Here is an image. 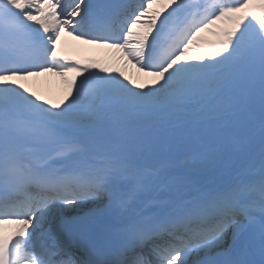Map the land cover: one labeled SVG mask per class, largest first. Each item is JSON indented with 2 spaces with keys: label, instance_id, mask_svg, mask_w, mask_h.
Wrapping results in <instances>:
<instances>
[{
  "label": "snow or ice",
  "instance_id": "obj_1",
  "mask_svg": "<svg viewBox=\"0 0 264 264\" xmlns=\"http://www.w3.org/2000/svg\"><path fill=\"white\" fill-rule=\"evenodd\" d=\"M0 264H264V0H0Z\"/></svg>",
  "mask_w": 264,
  "mask_h": 264
},
{
  "label": "bare ground",
  "instance_id": "obj_2",
  "mask_svg": "<svg viewBox=\"0 0 264 264\" xmlns=\"http://www.w3.org/2000/svg\"><path fill=\"white\" fill-rule=\"evenodd\" d=\"M111 53L114 51L112 49ZM100 51V48L95 45L85 44L82 41L75 40L71 36L62 35V42L60 46V52H65L67 54L73 55L77 54L80 56H92L94 54H97ZM108 56L103 57V60L107 59ZM122 63V62H121ZM131 65V64H130ZM133 67V74L137 76L140 80L142 79L140 77V72ZM24 83L28 84L30 87H32L34 90H36L39 94L45 96L48 99L52 100H58L63 95L66 94V86L61 82L60 77L55 76L54 74H47L46 76H41L39 78H31L27 81H24ZM51 88L55 89L57 93H51L50 91H44V88Z\"/></svg>",
  "mask_w": 264,
  "mask_h": 264
},
{
  "label": "rangeland",
  "instance_id": "obj_3",
  "mask_svg": "<svg viewBox=\"0 0 264 264\" xmlns=\"http://www.w3.org/2000/svg\"><path fill=\"white\" fill-rule=\"evenodd\" d=\"M155 6H156V5H154V7H155ZM201 35H202L203 38H205V39L208 40V41H210L211 39H216L214 36L211 35V32H210V31H208V32H204V33H202ZM130 71H131L130 76H132L133 78H137L136 75L133 76V75H134V74H133V70L130 69ZM140 77L142 78V79H141V82H151V79H152L151 77L144 76L143 73H140ZM43 88H44V91H50L51 93H54V94L57 93L55 89H51V88L47 89V88H45V87H43Z\"/></svg>",
  "mask_w": 264,
  "mask_h": 264
}]
</instances>
